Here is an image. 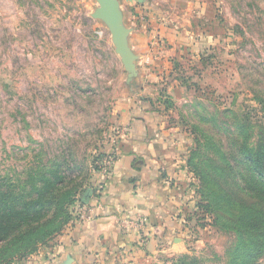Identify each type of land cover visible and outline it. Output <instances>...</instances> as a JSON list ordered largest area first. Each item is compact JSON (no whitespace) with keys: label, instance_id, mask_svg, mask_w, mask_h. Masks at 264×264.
I'll return each mask as SVG.
<instances>
[{"label":"rangeland","instance_id":"obj_1","mask_svg":"<svg viewBox=\"0 0 264 264\" xmlns=\"http://www.w3.org/2000/svg\"><path fill=\"white\" fill-rule=\"evenodd\" d=\"M174 2H157L166 18L161 32L137 39L145 40L141 50L156 51L152 63L142 64L147 75L137 66L140 57L130 62L133 69L125 65L113 29L97 17L100 0H0V176L15 178L28 165L60 162L72 153L77 165H87L77 177L87 182L104 151L125 135L123 113L133 108L132 95L140 96L149 101L156 126L182 151L187 206L180 223L185 251L137 264H171L183 254L227 264L234 235L203 209L201 179L187 159L196 152L194 162H217L221 172L205 170L217 182L216 193L227 188L223 181L241 183L247 174L237 125L257 108L254 97H264V0ZM137 6L146 27L145 2ZM134 9L124 5L119 14L128 19ZM183 28L187 37L181 39ZM128 30L127 55L144 54L129 49ZM77 210L78 204L71 207L73 218ZM73 222L12 264L46 254Z\"/></svg>","mask_w":264,"mask_h":264},{"label":"crops","instance_id":"obj_2","mask_svg":"<svg viewBox=\"0 0 264 264\" xmlns=\"http://www.w3.org/2000/svg\"><path fill=\"white\" fill-rule=\"evenodd\" d=\"M158 1L161 0H144L145 6L141 9L150 22L145 27L137 0H118L120 7L135 8L128 19L123 15V24L131 31L130 49L144 53L135 56V60L141 58L137 66L144 74H147V65L142 64L148 58L152 63L156 51L153 47L141 50L143 43L146 47L145 40L137 42V39L151 38V34L166 27L162 11L157 12ZM163 1L171 6L175 3V0ZM178 37H187L184 28ZM134 96L136 104L133 102V108L123 113L122 125L126 132L115 148L117 160L110 174L96 172L90 179L92 188L100 194L98 202L93 198L86 203L98 205L94 218L69 229L50 251L38 252L27 264H137L138 260L150 261L160 254L185 251L180 238L181 212L187 206L181 188V181L186 177L180 166L182 151L170 141L162 126H156L149 101L148 105L140 96L138 99ZM111 151L110 147L104 152ZM138 217L145 220L143 231L136 225Z\"/></svg>","mask_w":264,"mask_h":264},{"label":"trees","instance_id":"obj_3","mask_svg":"<svg viewBox=\"0 0 264 264\" xmlns=\"http://www.w3.org/2000/svg\"><path fill=\"white\" fill-rule=\"evenodd\" d=\"M253 100L257 108L243 114L237 125L242 141L239 152L247 171L241 183L225 180V191L216 193L217 182L205 170L221 172L217 162H194L196 152L187 159L201 179L203 209L214 212L215 220L234 235V243L225 253L227 264H261L264 259V97L257 95ZM66 155L60 162L28 165L15 178L0 176V264L23 261L49 242L76 218L71 213L73 205L80 207L93 198L99 201L90 176L87 182L77 178L87 165H77L72 153ZM171 262L204 264L190 254Z\"/></svg>","mask_w":264,"mask_h":264},{"label":"water","instance_id":"obj_4","mask_svg":"<svg viewBox=\"0 0 264 264\" xmlns=\"http://www.w3.org/2000/svg\"><path fill=\"white\" fill-rule=\"evenodd\" d=\"M142 2H144V0H137L138 4ZM100 4L101 8L98 9L97 17L113 29L114 38L118 44L119 50L126 59L125 65L133 69L134 67L130 65V62H134L136 57L134 56L133 58L131 55H127V51L130 50H128L127 44L125 43V38L129 30L123 24V16L119 14V2L117 0H100Z\"/></svg>","mask_w":264,"mask_h":264},{"label":"built area","instance_id":"obj_5","mask_svg":"<svg viewBox=\"0 0 264 264\" xmlns=\"http://www.w3.org/2000/svg\"><path fill=\"white\" fill-rule=\"evenodd\" d=\"M124 134V133H123ZM116 144V142H114ZM116 146L112 149L110 153H108L105 157H103L100 162H98V172L103 175H109L112 167L114 166L115 161L117 160V153H116ZM96 204H83L82 206L78 207L76 218L74 219L75 225H81L84 223L90 222L94 216L95 211L97 209ZM136 225L139 230L143 231L145 220L142 217H138L136 221ZM141 241L143 242L144 239L142 237Z\"/></svg>","mask_w":264,"mask_h":264}]
</instances>
